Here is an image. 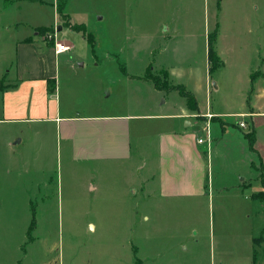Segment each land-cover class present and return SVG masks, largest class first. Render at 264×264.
<instances>
[{
  "label": "rangeland",
  "instance_id": "1",
  "mask_svg": "<svg viewBox=\"0 0 264 264\" xmlns=\"http://www.w3.org/2000/svg\"><path fill=\"white\" fill-rule=\"evenodd\" d=\"M58 2L63 11L71 12L74 22L86 23L84 32L69 26L60 31L56 27L38 31L42 39L54 44L55 39H49L48 34L55 32L59 41L72 42L68 52L75 54L79 70V79L73 83L79 90V107L86 101L131 105L132 100L136 102L128 94L133 84L127 89L116 79L118 71L124 79L126 73H145L143 68L149 63L154 68L151 76L164 85L165 76L158 73L161 63L174 73L168 80L170 85L181 83L189 91L196 87L203 107L209 102L214 110L238 109L246 96L248 73L260 64L255 37L246 46L244 38L233 40L228 30L215 45L226 65L211 74L203 46L131 55L114 54L118 48H112L109 55L105 51L110 44L125 42L131 31L125 19L134 8L133 0H126L127 6L115 0ZM199 3L202 17L197 19L205 25L214 18L204 10L207 1ZM99 15L105 18L98 20ZM151 22L138 21L137 25L140 30H156L158 22ZM86 35L92 46L102 35L99 48L93 51ZM0 49V70L12 73L17 64L16 45ZM97 60L105 71L95 65ZM208 75L211 93L206 96ZM202 76L206 81L203 90L194 86V79L200 81ZM65 78L62 75L67 90L69 79ZM108 79L113 80L109 83ZM163 92L161 98L151 97L142 85L138 96L149 106L157 102V109L167 107L162 103L165 97L175 100L177 107L186 100L179 90ZM43 126L49 124L11 123L12 133H23L15 141L23 140L12 146L13 165L0 168V264H264V203L250 198L253 188L240 189L242 176L248 173L236 172L241 168L238 158L229 161L214 149L215 168L204 196L164 197L156 188V179L149 184L145 181L156 170L153 163L151 171L141 172L119 162H70L64 157V142L57 131L49 126L46 132H39ZM152 138L142 137L148 142ZM233 138L227 140L231 139V145L237 143ZM149 149L152 159L155 148ZM138 158L144 156L135 159L136 166L145 163ZM253 238L262 239L259 246Z\"/></svg>",
  "mask_w": 264,
  "mask_h": 264
},
{
  "label": "crops",
  "instance_id": "2",
  "mask_svg": "<svg viewBox=\"0 0 264 264\" xmlns=\"http://www.w3.org/2000/svg\"><path fill=\"white\" fill-rule=\"evenodd\" d=\"M206 1L204 10L214 20L202 25V20L197 19L202 17L199 0H133L134 8L125 19L130 23L128 27L132 33L126 35L125 42L111 43L105 52L111 55L112 51L108 49L112 48H118L114 54L124 52L130 55L192 50L201 46L207 49L209 33L216 27L218 37L226 35L224 33L228 30L232 32L233 40L244 38L242 43L246 46L251 45L249 40L255 37L260 64L255 72L248 73L246 96L238 109L214 110L209 102L203 107L196 87L190 91L197 99L194 109L190 108L185 96L186 100L178 107L175 100L168 97L163 99L162 103L167 106L163 109L156 108L157 102L152 106L145 104L138 96L142 85L146 86L151 97L161 98L166 91L163 84L157 87L150 78L154 68L149 63L143 68L145 73H126L124 79L119 71L116 74V79L125 83L127 89L133 84L128 94L136 100H132L136 106L121 105L118 101L113 104L86 101L84 106L79 107V90L73 84L79 79L75 54L56 52L55 44L42 39L38 31L39 28L56 27L58 31L68 26L73 28L72 25L79 23L73 21L71 12H60L58 0H0V47L15 44L17 55L12 73L11 70H0V168L13 165L12 146L23 140L15 141L23 133H12L11 123L42 121L57 131L64 142V157L70 162H119L141 172L151 171L153 163L156 170L148 173L145 181L149 184L156 179V188L164 197L204 196L209 187L211 170L215 168L212 157L215 149L221 158L229 157V161L233 157L239 159L241 168L236 172L239 175L248 173L242 176L239 187L242 191L253 188L250 198L260 201L256 197L264 192L261 181L264 173V0ZM114 3L127 6L126 0H115ZM99 16L98 20L105 18ZM145 20L153 21V24L158 22L157 29L142 27L143 30H140L137 22ZM81 24L86 25L84 21ZM102 38L99 35V42L96 40L94 46L91 45L93 51L95 47L99 48ZM223 64L222 68L226 65L224 60ZM95 65L100 67L102 63L97 60ZM158 66V73L164 74L165 80L170 81L174 75L172 70L161 63ZM102 70L106 69L103 67ZM62 75L69 79L67 90L62 84ZM202 78L200 81L194 79V86L197 84V88L203 90L207 81L205 90L208 96L211 93L210 76L205 78L206 81ZM110 80L107 82L113 79ZM214 84L217 89L220 87L217 82ZM121 108L124 110L121 111ZM209 114L213 116L209 118ZM233 117L236 119L232 120ZM241 120L245 121L246 127L239 126ZM49 126L40 127L39 132H46ZM207 127L210 128V141L199 142L200 137L207 138ZM148 136L154 138L149 142L142 139ZM228 137H235L233 139L237 143L231 145ZM136 141H139L137 148L133 149ZM149 147L155 148L152 159L149 158ZM142 155L144 159H138L145 163L136 166L135 159ZM253 240L258 246L259 241L262 242L258 238ZM19 264H22L21 261Z\"/></svg>",
  "mask_w": 264,
  "mask_h": 264
},
{
  "label": "trees",
  "instance_id": "3",
  "mask_svg": "<svg viewBox=\"0 0 264 264\" xmlns=\"http://www.w3.org/2000/svg\"><path fill=\"white\" fill-rule=\"evenodd\" d=\"M60 7V6H59ZM63 9L62 7H60V12H62ZM72 27L77 30V31H83L84 29L82 27H84V25L82 24H74L72 25ZM47 31L49 29H46ZM209 41H208V63H209V72L213 73L216 72L218 69L222 68L224 66L223 64V60L221 59L220 55L218 54V51L216 49V42H217V38H218V29L217 27L209 33ZM86 37L88 38V41L90 43V45L93 44L92 39L86 35ZM150 78L155 82L157 87H161L162 84L160 82H157L155 80L154 77H152L151 75H149ZM164 88L167 90H179V92L185 96L187 98V101L190 105V108L194 109L197 106V99L196 96H193V94L186 89V87L182 84H178V85H170L168 83V81L165 80V84H164ZM264 172V171H263ZM261 181L264 185V173L261 175ZM256 199H259L260 201L264 202V192L259 193L258 197H256ZM140 264V262H139Z\"/></svg>",
  "mask_w": 264,
  "mask_h": 264
},
{
  "label": "built area",
  "instance_id": "4",
  "mask_svg": "<svg viewBox=\"0 0 264 264\" xmlns=\"http://www.w3.org/2000/svg\"><path fill=\"white\" fill-rule=\"evenodd\" d=\"M57 35H58L57 32H55L53 35L48 34L49 39H53V38L55 39V50H56V52L61 53V52L69 51L72 48V44L70 42L67 43V42L59 41V39L57 38ZM212 116H213L212 114L208 115L209 118ZM239 126L246 127L247 125H246L244 120H241V122L239 123ZM205 131H206L207 138L204 139L203 137H200L198 139L199 142H205V140H207L208 142L210 141V128L207 127L205 129Z\"/></svg>",
  "mask_w": 264,
  "mask_h": 264
}]
</instances>
